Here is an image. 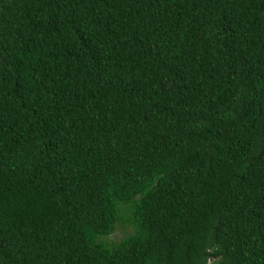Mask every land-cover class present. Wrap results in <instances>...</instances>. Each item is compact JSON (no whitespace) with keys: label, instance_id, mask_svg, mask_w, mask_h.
<instances>
[{"label":"trees","instance_id":"obj_1","mask_svg":"<svg viewBox=\"0 0 264 264\" xmlns=\"http://www.w3.org/2000/svg\"><path fill=\"white\" fill-rule=\"evenodd\" d=\"M0 264H264V0H0Z\"/></svg>","mask_w":264,"mask_h":264},{"label":"rangeland","instance_id":"obj_2","mask_svg":"<svg viewBox=\"0 0 264 264\" xmlns=\"http://www.w3.org/2000/svg\"><path fill=\"white\" fill-rule=\"evenodd\" d=\"M128 230L125 229L124 227H122L120 224H116L115 226V230L113 231L112 234H110L107 238V240L109 242H117L119 240L120 237L123 236V234L125 232H127Z\"/></svg>","mask_w":264,"mask_h":264}]
</instances>
